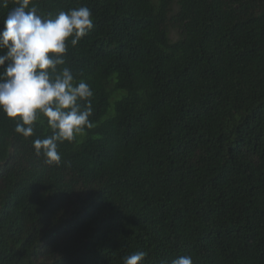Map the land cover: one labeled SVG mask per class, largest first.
Wrapping results in <instances>:
<instances>
[{"label": "trees", "instance_id": "trees-1", "mask_svg": "<svg viewBox=\"0 0 264 264\" xmlns=\"http://www.w3.org/2000/svg\"><path fill=\"white\" fill-rule=\"evenodd\" d=\"M33 2L92 12L94 126L49 165L0 112V264H264V0Z\"/></svg>", "mask_w": 264, "mask_h": 264}, {"label": "clouds", "instance_id": "clouds-1", "mask_svg": "<svg viewBox=\"0 0 264 264\" xmlns=\"http://www.w3.org/2000/svg\"><path fill=\"white\" fill-rule=\"evenodd\" d=\"M7 7L8 0H0ZM0 29V112L15 121L14 131L25 138L38 126L50 135L33 140L37 156L59 165V145L78 142L94 125L91 86L77 78L66 64L68 45L77 43L94 26L87 6L60 10L55 15L38 11L33 0H14ZM145 252L124 257V264H138ZM170 264H194L190 255Z\"/></svg>", "mask_w": 264, "mask_h": 264}, {"label": "rangeland", "instance_id": "rangeland-1", "mask_svg": "<svg viewBox=\"0 0 264 264\" xmlns=\"http://www.w3.org/2000/svg\"><path fill=\"white\" fill-rule=\"evenodd\" d=\"M170 35L172 39H176L178 37L177 31L175 29H171Z\"/></svg>", "mask_w": 264, "mask_h": 264}]
</instances>
